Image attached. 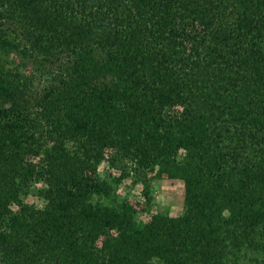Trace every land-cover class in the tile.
<instances>
[{"label":"trees","instance_id":"trees-1","mask_svg":"<svg viewBox=\"0 0 264 264\" xmlns=\"http://www.w3.org/2000/svg\"><path fill=\"white\" fill-rule=\"evenodd\" d=\"M0 261L264 264V0H0Z\"/></svg>","mask_w":264,"mask_h":264},{"label":"rangeland","instance_id":"rangeland-1","mask_svg":"<svg viewBox=\"0 0 264 264\" xmlns=\"http://www.w3.org/2000/svg\"><path fill=\"white\" fill-rule=\"evenodd\" d=\"M27 69H30L29 66L27 67ZM107 171L109 175L118 174L116 171L108 169L106 163H102L98 168L97 176L101 180H104L105 179L104 176L106 175ZM140 188L141 185L139 183L135 184L132 182L131 176L127 177V179L121 182L119 186L116 188V194L118 196L117 200L121 201L124 199H129V200L137 199V196L138 195L140 196L141 194ZM152 195L155 198L154 201L155 205L152 209V212H154L155 210H164L168 207L170 209L171 214L173 215H179L184 211V184L181 180L162 179L158 182H155ZM26 200L29 203H35L38 206H41L43 204V201L40 200L34 194H31ZM138 200H140L141 203L144 202L143 197L139 198ZM0 264L3 263L0 261Z\"/></svg>","mask_w":264,"mask_h":264}]
</instances>
